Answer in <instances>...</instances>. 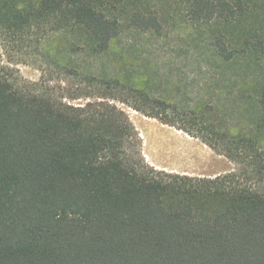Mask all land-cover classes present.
<instances>
[{
    "label": "trees",
    "instance_id": "16d2710c",
    "mask_svg": "<svg viewBox=\"0 0 264 264\" xmlns=\"http://www.w3.org/2000/svg\"><path fill=\"white\" fill-rule=\"evenodd\" d=\"M154 1L0 0L2 33L62 37L45 62L100 99L74 106L0 69V264H264V0H178L207 47L254 80L233 131L211 106L189 109L203 142L237 165L214 178L147 164L114 102H142L169 126L180 105L72 59L108 55L125 33L162 35Z\"/></svg>",
    "mask_w": 264,
    "mask_h": 264
},
{
    "label": "rangeland",
    "instance_id": "374dc122",
    "mask_svg": "<svg viewBox=\"0 0 264 264\" xmlns=\"http://www.w3.org/2000/svg\"><path fill=\"white\" fill-rule=\"evenodd\" d=\"M154 3L167 18L162 35L125 33L108 55L86 59L81 53L72 59L96 73L134 79L136 88L153 99L182 107L181 113L169 114L175 124L169 126L133 108L136 103L150 111L151 107L142 102H114L129 116L138 134V150L147 164L158 170L201 178L235 171L234 162L203 142L208 138V130L194 125L189 109L211 106L221 119L219 125L233 131L243 122L241 113L254 97L253 77L244 76L238 64H225L207 47L204 27L190 25L178 0ZM64 45V39L58 36L42 37L33 32L17 39L0 31V69L18 83L53 88L74 106L99 101L97 90L45 62L46 52L57 47L64 49ZM180 127L187 128L190 134Z\"/></svg>",
    "mask_w": 264,
    "mask_h": 264
}]
</instances>
